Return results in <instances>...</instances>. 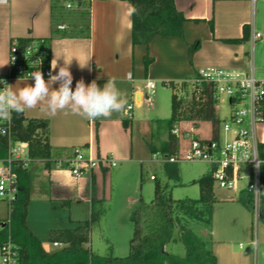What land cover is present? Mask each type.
<instances>
[{
  "label": "crops",
  "instance_id": "0c3cea01",
  "mask_svg": "<svg viewBox=\"0 0 264 264\" xmlns=\"http://www.w3.org/2000/svg\"><path fill=\"white\" fill-rule=\"evenodd\" d=\"M67 1L74 2L75 6L67 8ZM174 1L186 17L184 37L156 36L149 42L148 49L154 61L147 75L143 63L146 45L132 42L131 5L126 0H8L6 5H0V77L10 72L9 53L13 41L45 38L50 51V69L54 52L61 56L55 72L51 69L52 74L64 66V58L71 60L69 70L73 90L81 79L85 84L95 80L102 88L108 78H115L127 98L124 112L114 113L110 118L86 120L63 113L51 117L41 111L42 106L20 113L26 117L48 118L53 161L67 160L73 156L75 148L82 147L95 157L106 156L117 162L115 166L90 170V190L86 192L91 197L100 175L108 174L109 179L120 164L129 166L136 161L133 125L139 121L143 104H151L144 100L147 80L182 81L210 66L240 68L264 78V0ZM60 23L65 24L66 29H59ZM245 24L249 26L250 39L230 41L243 36ZM256 33L261 36L256 37ZM195 41H198L197 48L190 55L189 44ZM79 62L88 63L81 68ZM33 83L32 79L24 77L9 81L17 90ZM58 86V83L53 85L54 88ZM129 105L132 108L129 109ZM204 122L197 125V132L201 137H209L212 123L208 121V135H201ZM259 133L264 142V125L259 128ZM29 169L31 173L38 172L43 179L49 176L52 185L63 182L61 176L55 174L52 164L47 168L43 161L35 160ZM8 215L9 211L6 213L0 206L1 224ZM27 223L30 227L28 218Z\"/></svg>",
  "mask_w": 264,
  "mask_h": 264
},
{
  "label": "rangeland",
  "instance_id": "374dc122",
  "mask_svg": "<svg viewBox=\"0 0 264 264\" xmlns=\"http://www.w3.org/2000/svg\"><path fill=\"white\" fill-rule=\"evenodd\" d=\"M256 76L259 77L258 74ZM153 81L156 87L151 94V104H143L139 121L133 125L136 161L127 166L118 160L120 166L113 170L111 178L108 179V174L105 177L100 175L95 184L94 200L86 192L90 190V170L76 178L65 158L52 162L55 174L62 178L60 185H52L49 176L43 179L38 172H32L27 218L46 249H55L49 241V229L75 226L91 218L93 211L96 220L91 226L88 244L91 250L100 255H128L134 230L132 213L141 200L150 205L155 197L156 181L151 178L152 175L167 187L175 199L199 198L200 187L193 180L210 173L212 164L206 160L179 159L176 162L178 178H169L163 148L168 134V120L172 115V95L176 91L190 97L192 86L188 80L186 93L174 90L162 81ZM218 109L216 116L224 119L230 111L227 98L218 104ZM175 126L180 127V132L191 126L197 127L189 122L175 123ZM209 128L210 122L202 123L201 135H208ZM185 147L186 140L180 136L179 148ZM247 182L248 179L242 180L237 190L222 188L214 183L215 201L211 206L210 223L202 220L190 223V229L203 241L205 248L216 255L218 264H264V221L253 207L248 208L239 200L241 190L247 189ZM8 204L7 199L0 198V206L6 213L9 211ZM145 213L149 216V226L155 228L159 223L157 210L149 208ZM165 248L169 253L186 256L178 226L174 227Z\"/></svg>",
  "mask_w": 264,
  "mask_h": 264
},
{
  "label": "trees",
  "instance_id": "16d2710c",
  "mask_svg": "<svg viewBox=\"0 0 264 264\" xmlns=\"http://www.w3.org/2000/svg\"><path fill=\"white\" fill-rule=\"evenodd\" d=\"M126 1L131 5L132 42L146 45L143 63L144 72L147 75L149 66L154 61L148 49L149 42L156 36L183 39V25L186 17L177 9L174 0ZM249 39L250 29L245 24L243 36L230 41L243 42ZM197 44L198 41L189 44L190 55L197 48ZM163 83L174 90L179 89L188 93V79ZM214 105L215 99L209 89L203 90L199 96L192 94L189 97L187 94H178L176 91L173 93L172 115L168 120V139L163 147L166 155L179 150V137L172 133L175 123L189 122L192 125H199L203 121H211L213 137L218 136L221 119L216 116ZM11 134L14 139L28 142L31 162L41 160L45 163V167L51 166L53 159L48 118L24 115L12 118ZM7 149L8 139L0 131V157L7 154ZM258 149L260 157L264 159V142H259ZM166 168L169 178H178L176 162H167ZM16 172L18 191L16 197L9 203L8 218L1 226L0 244L7 239L8 235H11L12 241L18 247L20 264H218L216 255L208 251L203 241L190 229L192 221L202 220L208 223L211 221V206L215 201L212 172L193 180L200 187V196L197 199H175L167 191L166 186L154 179L156 182L153 202L148 205L141 200L132 213L134 230L130 240V251L124 257L100 255L91 250L88 244L91 240V226L96 220L93 211L91 218L75 226L49 229V241L58 242L61 246L53 250L46 249L27 223L32 173L29 168L21 166L16 169ZM239 200L247 207H253V194L249 190L243 189ZM149 208L157 210L159 223L155 228L149 226V216L145 213ZM259 217L264 221V171L261 175ZM175 226H178L181 231V239L186 247L185 257L169 253L165 248Z\"/></svg>",
  "mask_w": 264,
  "mask_h": 264
},
{
  "label": "built area",
  "instance_id": "2783aa9c",
  "mask_svg": "<svg viewBox=\"0 0 264 264\" xmlns=\"http://www.w3.org/2000/svg\"><path fill=\"white\" fill-rule=\"evenodd\" d=\"M65 6H75L72 1H67ZM57 27L66 29V25L60 23ZM256 33V37H260ZM49 48L45 38L27 40H15L10 46L9 61L10 72L0 77V81L9 84L14 77L27 78V74L39 69L44 78L49 77ZM192 86V93L199 96L203 90L209 89L215 99V111L218 104L227 98L230 111L221 119L219 133L213 137V129L209 137H201L197 127L180 132V127H174L172 133L186 140V147L173 154L166 155L167 162H177L179 159L206 160L212 164V178L222 188L237 190L240 182L248 179L247 190L253 194V208L258 217L261 203V175L264 164L256 167V161L249 159L243 162L241 157L245 152L249 157H260L258 144L259 128L264 125V78L257 77L254 72H248L234 67H204L188 79ZM4 87L0 83V89ZM155 82L146 81L147 94L144 100L151 102V94L155 90ZM128 108H132L131 105ZM0 131L8 139L7 154L0 157V198L7 199L10 203L18 191V167L29 168L31 159L28 152V142L14 139L11 134V122L0 121ZM179 125V124H178ZM222 126V127H221ZM157 158V155H154ZM71 168V173L79 178L84 171L94 170L102 166H115L117 162L110 157H95L86 153L82 147L74 149L73 156L66 160ZM59 165V164H58ZM155 179V176H151ZM5 224V222H3ZM2 224L0 223V229ZM54 247L61 246L54 242ZM0 264H20L17 245L8 235L0 244Z\"/></svg>",
  "mask_w": 264,
  "mask_h": 264
},
{
  "label": "clouds",
  "instance_id": "9594fccd",
  "mask_svg": "<svg viewBox=\"0 0 264 264\" xmlns=\"http://www.w3.org/2000/svg\"><path fill=\"white\" fill-rule=\"evenodd\" d=\"M7 2L8 0H0V5H6ZM60 58L61 56H57L54 52V58L51 61L53 72L57 69ZM70 63L71 60L64 58V66H60L56 74L50 72L47 80L39 69L28 73L27 79H32L34 83L25 84L18 90L6 81H0L4 84V87L0 89V121L11 122L13 112L23 114L26 109L32 110L37 106H42L41 111L51 117L63 113L76 115L86 120L110 118L114 113L124 112L127 98L118 88L115 78H108L102 88L95 80L85 84L81 79L76 82L73 90ZM87 63L79 62V65L84 68ZM57 83L58 88H54L53 85ZM241 159L243 162L249 159L255 160L257 168L264 164V161L259 160L258 157L250 158L247 152Z\"/></svg>",
  "mask_w": 264,
  "mask_h": 264
},
{
  "label": "water",
  "instance_id": "95a60500",
  "mask_svg": "<svg viewBox=\"0 0 264 264\" xmlns=\"http://www.w3.org/2000/svg\"><path fill=\"white\" fill-rule=\"evenodd\" d=\"M20 115H21L20 113H16V112H13V113H12V117H13V118L20 117Z\"/></svg>",
  "mask_w": 264,
  "mask_h": 264
}]
</instances>
